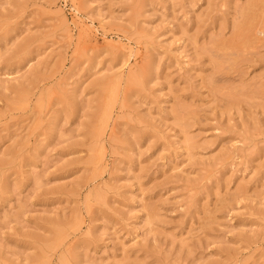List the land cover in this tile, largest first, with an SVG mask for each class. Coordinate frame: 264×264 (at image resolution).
Returning a JSON list of instances; mask_svg holds the SVG:
<instances>
[{"label":"rangeland","instance_id":"374dc122","mask_svg":"<svg viewBox=\"0 0 264 264\" xmlns=\"http://www.w3.org/2000/svg\"><path fill=\"white\" fill-rule=\"evenodd\" d=\"M0 264H264V0H0Z\"/></svg>","mask_w":264,"mask_h":264}]
</instances>
